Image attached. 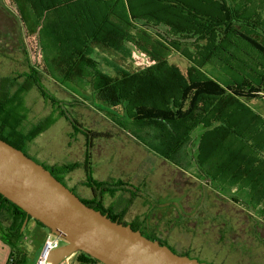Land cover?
I'll return each mask as SVG.
<instances>
[{
    "label": "trees",
    "instance_id": "16d2710c",
    "mask_svg": "<svg viewBox=\"0 0 264 264\" xmlns=\"http://www.w3.org/2000/svg\"><path fill=\"white\" fill-rule=\"evenodd\" d=\"M11 1L24 25L28 18L36 27L45 66L39 70L28 57L25 72L0 76V138L23 150L56 121L49 115L23 131L25 94L32 89L52 99L58 117L69 119L62 101L46 93L45 72L59 84L94 91L108 106L124 105L128 119L119 118L118 126L148 137L173 163H191L187 148L203 125L200 167L222 188L246 189L264 221V114L250 103L264 99V43L258 39L264 36V0ZM133 48L154 63L130 67ZM176 53L184 67L171 60ZM85 135L88 146L113 137L107 130L87 129ZM27 217L0 194V237L11 246L7 264H30L20 246ZM77 261L103 264L82 251Z\"/></svg>",
    "mask_w": 264,
    "mask_h": 264
},
{
    "label": "rangeland",
    "instance_id": "374dc122",
    "mask_svg": "<svg viewBox=\"0 0 264 264\" xmlns=\"http://www.w3.org/2000/svg\"><path fill=\"white\" fill-rule=\"evenodd\" d=\"M10 2L12 1L0 0V76H15L25 72L28 69V57L41 70L45 64L43 53L39 52V37L34 30L36 27H33L28 18H26L27 26L24 25L20 14ZM258 39L264 43L263 35ZM25 49L30 51L31 55L28 56ZM132 50L131 57L127 61L130 67L145 68L154 63L143 52L135 48ZM171 60L180 66L186 65L185 58L178 53L174 54ZM41 78L46 93L54 96L56 100L62 101L69 119L58 117L57 112H52V99L45 97L36 89L26 93V108L28 107L30 111L24 112L27 116L21 125L24 132L37 126L46 116L50 115V117L56 118V121L47 129L40 132L32 141L26 142L24 147L31 157L59 175L57 171L64 172L66 170L64 165L74 164L73 162L83 164V154L87 146L85 135L87 129L107 130L114 136L109 140L102 139L97 145L99 151L96 153L101 157H94L93 177L98 179V176L100 178L105 176V172L109 170L106 167L109 159L115 163L120 162L116 172L124 170L131 173L137 170L141 175H144L148 165L147 159L144 158L147 157V144H151V146L153 144L152 141L145 143L146 139L144 138L137 139L130 134V130H124L122 126H118L119 118L128 119L124 105L108 106L94 91L75 86L78 88L76 90L72 83L71 86L69 83L59 84L58 78L45 72ZM250 103L256 110L264 114V99L252 98ZM74 118L84 127L73 124L71 119ZM204 131L203 125L193 131L191 142L187 148L191 163L188 164L187 160H182L180 163L184 169L180 175L186 176L185 184L191 193V195L187 194V209L184 208L182 197L176 196L172 189L173 186L180 185L182 178L179 180V173H177L175 179L173 167L169 169L168 163L165 167L160 164L153 170L149 168V176L145 178V185L137 187L143 194L139 202H136L139 206L137 210L147 215L150 221L137 220L133 222L143 229L148 223L163 228L168 234L165 237L167 243L174 247H178V244L179 247L182 245L189 250L192 256H197L202 261L211 264H237L238 261L242 264H264V241L252 239L247 245V239L236 234L235 238L227 237L221 240L217 223L227 221L226 229H228L231 220H227L222 215L217 216L215 210L213 213L216 217L211 215L209 201H213L212 199L208 200L203 197V203L200 205V201L196 202L193 197L196 195L195 188H203L205 191L207 187L219 197L217 202H237L239 206H236L235 209L243 207L245 214L250 215L251 221L264 222L260 214V207L254 208L251 205L246 189L228 186L222 188L200 167L198 145ZM163 171L167 172V175H163ZM78 172L81 170L78 169ZM143 203L146 204L145 207L142 206ZM1 217L5 225L10 224L8 215ZM195 222L196 225H194ZM237 229L239 231L240 228L234 227V231ZM48 231V227H43L34 219L29 220L25 225L21 246L28 253L30 264L34 263L39 246ZM63 243L62 239L61 244ZM77 254L78 252L71 254L60 264H79Z\"/></svg>",
    "mask_w": 264,
    "mask_h": 264
},
{
    "label": "water",
    "instance_id": "95a60500",
    "mask_svg": "<svg viewBox=\"0 0 264 264\" xmlns=\"http://www.w3.org/2000/svg\"><path fill=\"white\" fill-rule=\"evenodd\" d=\"M0 194L62 237L64 243L50 253L52 264L78 251L103 264H207L88 206L43 164L2 138Z\"/></svg>",
    "mask_w": 264,
    "mask_h": 264
},
{
    "label": "flooded vegetation",
    "instance_id": "af4514ba",
    "mask_svg": "<svg viewBox=\"0 0 264 264\" xmlns=\"http://www.w3.org/2000/svg\"><path fill=\"white\" fill-rule=\"evenodd\" d=\"M135 135L137 139L144 138V137H140L137 133H135ZM144 139L148 140L146 137ZM146 140L145 141L142 140V141H144L145 143L150 142V140L148 141ZM23 150L28 156L31 157V155L27 153L25 148ZM85 156H86V160L82 164L84 167L83 170L84 178L82 179V181L78 180V182L75 185L69 184L68 180L65 177L66 170L64 172L57 171L59 175H56V173L52 169L49 170L55 176H57L59 180H61V182H63L66 186H68L88 206L100 210L102 213L106 214L110 218L114 216L117 222L131 225L132 228L140 230L148 238H152L154 240L157 239L162 244L168 245L174 252H177L178 254H186L192 258H197L198 260L202 261L199 257L192 256L189 250L183 247L182 245L179 247L178 244V247L177 246L174 247L169 243H167L165 241V237L168 234L163 228L158 226H153L152 224L148 223L146 224V228L143 229L139 227V225H137L135 222H133L137 220L150 221V218H148L147 215L137 210L139 206L136 202H138V200H140L143 197L142 192L140 191L139 188H137L143 185H138L137 179L135 178L131 180H127L123 178L113 179V180L96 179L93 177L91 171V165H90L91 164L90 158L92 156L91 152L88 151V153H86ZM70 165L68 164L64 165V168L73 169L80 166V164H77L74 167L73 166L71 167ZM148 172L149 170L144 171V176H143L144 179L148 178L149 176ZM185 182L186 181L183 179L180 185H175L172 187V189L176 196L182 197L181 200L183 201L184 208L187 209L186 208L187 194L191 195V193L187 189ZM144 185H145V181H144ZM194 190L196 195H193V197L196 199V202L200 201V205H202L203 203L202 201L203 197L204 199L213 200V201H209L210 203L209 210L212 216L216 217V215L213 213V210H215L217 216L222 215L227 220L229 221L231 220L228 229H226L227 221H220L219 223H217L219 238L221 240H224V238L227 237L235 238L237 235L247 239L246 241L247 245H249L252 239L263 241L262 239H260V237H263L264 239V223L255 220L251 221L249 217L250 215L245 214L244 211L245 209L243 207L240 208L238 207L237 209H235L236 206H239L238 205L239 203L237 202L231 203L227 201H221L219 203L217 202V200H219V197L215 195L212 189H209L207 187L205 188V191H203V188L200 189L195 188ZM233 200H235V198H233ZM195 203H193V205H195ZM142 206L145 207L146 204L143 203ZM194 225H196V222L194 223ZM42 226L46 227L45 225ZM234 227L240 228L239 231L238 229L234 231ZM206 263L211 264L210 262H206ZM237 264H242V263L238 261Z\"/></svg>",
    "mask_w": 264,
    "mask_h": 264
},
{
    "label": "crops",
    "instance_id": "0c3cea01",
    "mask_svg": "<svg viewBox=\"0 0 264 264\" xmlns=\"http://www.w3.org/2000/svg\"><path fill=\"white\" fill-rule=\"evenodd\" d=\"M130 134L132 136L136 137L135 133L130 132ZM146 138L148 139V137H146ZM102 139L106 140L107 138L99 137V138L92 139L90 141V146L88 147V145H87L85 148V152L83 154L84 155L83 156L84 162L86 160L85 154L88 153V151L91 152V155H92L90 158L91 171L94 168V161H95L94 157H101V156L97 155V153L99 151V147L97 148V145L100 144ZM86 144H87V140H86ZM153 146H154V144H153ZM153 146H151V144H147V147H148L147 153H146L147 157H144L147 159V164H148L146 170H148L149 168H151V170H153L155 168V166L159 167L160 164H161V166L165 167L166 163H168L167 167H169V169H170V167L171 168L173 167V171L175 173V178H176V174L179 173V180L181 178H182V180L183 179L185 180L186 176L184 174H182V176L180 175V172L182 173V170L184 171V169H182L183 166H181L180 161L173 163L172 161H170V160L164 158L163 156H161L160 154H158L155 151ZM96 162H98V160H96ZM73 163H75V162H73ZM119 163L120 162L115 163L112 159H109L107 161V164H106V167L109 168V170H107V172H105V176H103V178H100L98 176V179H100V180H113V179L123 178V179L131 180V179L135 178L138 181V185H144V181H145V179L143 178L144 175H141L137 170L134 172H131V173H128L127 171H124V170H120V171L116 172V169H117ZM174 164H175V167H174ZM78 169L81 170V172H78ZM83 170H84V167L82 164H80V166L73 168V169L72 168L66 169L65 177L68 180L70 185H75L78 182V180L82 181V179L84 178ZM166 173L167 172L163 171V175H167ZM138 202H139V200H138ZM262 240L264 241L263 238H262ZM20 246H21V244H20ZM21 248H22V246H21ZM10 256H11V246L8 243H6L0 237V264H7L9 259H10Z\"/></svg>",
    "mask_w": 264,
    "mask_h": 264
},
{
    "label": "built area",
    "instance_id": "2783aa9c",
    "mask_svg": "<svg viewBox=\"0 0 264 264\" xmlns=\"http://www.w3.org/2000/svg\"><path fill=\"white\" fill-rule=\"evenodd\" d=\"M61 241V236L48 231L33 264H52L49 259L50 253L61 245Z\"/></svg>",
    "mask_w": 264,
    "mask_h": 264
}]
</instances>
